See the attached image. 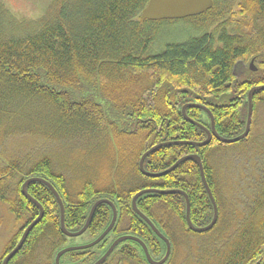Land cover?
<instances>
[{"label":"trees","instance_id":"16d2710c","mask_svg":"<svg viewBox=\"0 0 264 264\" xmlns=\"http://www.w3.org/2000/svg\"><path fill=\"white\" fill-rule=\"evenodd\" d=\"M148 2L50 0L41 17L27 19L0 0V203L20 224L0 264L39 216L38 206L22 194L31 178L56 189L70 232L84 227L99 200L117 208L116 225L100 244L64 255L60 264H95L122 236L139 238L151 258L161 260L165 242L133 209L144 189L182 191L192 223L209 225L214 208L195 161L159 178L141 172V158L155 146L161 147L145 159L147 172H165L198 155L218 206L215 226L195 233L184 195L154 192L137 199L139 211L171 242L165 264H264V90L254 94L247 138L182 144L207 139L205 130L185 119L187 104L206 106L220 136L244 133L248 94L264 86V0H213L207 13L182 19L190 29L186 39L184 34L162 50L161 26L177 20L141 21ZM186 114L211 130L205 110L189 107ZM235 145L249 152L228 160L227 149ZM247 160L254 170L244 192L233 166ZM227 170L230 189L222 177ZM28 193L44 217L9 264H56L71 240L61 229L59 203L40 182ZM112 217L111 207L100 205L85 234L96 240ZM104 264L149 262L139 243L125 241Z\"/></svg>","mask_w":264,"mask_h":264},{"label":"water","instance_id":"95a60500","mask_svg":"<svg viewBox=\"0 0 264 264\" xmlns=\"http://www.w3.org/2000/svg\"><path fill=\"white\" fill-rule=\"evenodd\" d=\"M213 7V0H149L147 6L144 8V10L141 13V21L145 22V21H163V20H182V19H186V18H190V17H196V16H200L202 14L207 13L210 9H212ZM250 67L253 71H256V68H254L253 66V62H251ZM264 90V86H257L254 87L248 94V102H249V107H248V117H247V124H246V129L244 131V133L236 138H232V139H227L224 138L222 136H220L215 128V119L213 117V114L211 113V111L204 105L201 104H187L183 107L182 111H183V115L185 117L186 120L190 121L192 124L197 125L198 127L202 128L203 130H205L206 134H207V139L204 142L201 143H194V142H182V144H190V145H195V146H199V147H203L206 146L208 144H210V142L212 141L213 137H215L219 142L224 143V144H234L237 143L245 138H247L250 134V130H251V125H252V119H253V112H254V105H253V97L254 94L258 91ZM189 107H195V108H201L203 110H205L210 118H211V130L205 128L203 125H201L200 123H197L191 119H189V117L186 114V110ZM181 143V142H179ZM178 144V143H176ZM161 146H155L153 147L151 150H149L148 152H146L144 154V156L141 158L140 161V170L141 172L148 177H152V178H159L162 176L167 175L168 173H170L171 171H173L179 164H181L184 161H188V160H193L197 163V165L199 166L200 169V173H201V178L203 181V184L205 186V189L209 195V198L213 204V208H214V218L212 220V222L207 225L206 227H196L190 218V211H191V207H190V201L188 196L183 193L182 191H178V190H172V191H159V190H154V189H149V190H143L141 192H139L133 199V209L135 210V212L143 218V220H145V222H147L149 224V226L152 228V230L155 232V234L165 242L166 244V253L165 256L159 260V261H155L151 258L149 251L146 247V245L144 244L143 241H141L139 238L137 237H133V236H122L118 239H116L112 245L110 246V248L108 249V251L104 254V256L102 258H100V260H98L95 264H104L108 258L112 255V253L115 251V249L123 242L125 241H135L137 243H139L145 253L146 259L149 262V264H165L171 254V242L168 238H166L163 234H161V232L153 225V223L147 219L137 208V199L140 198L142 195L146 194V193H154V192H158V193H162V194H173V193H179L184 195L185 200H186V216H187V222L189 225V228L191 229V231L195 232V233H205L207 231H209L210 229H212L217 220H218V206L216 203V200L213 196V193L211 191V188L206 180V176H205V172H204V167H203V163L201 158L198 155H190V156H186L181 158L174 166H172L169 170L165 171V172H161V173H150L147 172L144 169V162L145 159L152 153L154 152L156 149H158ZM34 182H40L45 184L54 194V196L56 197L60 209H61V229L63 231V233L70 238H74V237H79L82 236L83 234L86 233V231L88 230L90 223L92 221L93 215L95 213V210L102 204H108L113 212V217L111 220L110 225L108 226V228L93 242L83 245V246H73V247H66L63 250H61L55 259L56 264H60V260L61 258L70 253V252H74V251H82V250H87V249H91L94 248L95 246H97L98 244H100L106 237L107 235L113 230L114 226L116 225L117 222V218H118V211L117 208L114 206V204L108 200H99L98 202H96L94 204V206L91 209L89 218L86 222V224L84 225V227L78 231V232H70L67 230L66 226H65V208L63 205V202L61 200L60 195L58 194V192L56 191V189L53 187V185L47 181H45L44 179L41 178H31L29 180H27L23 186H22V194L31 202H33L35 205L38 206L40 213L39 216L26 228V230L24 231L22 238L20 239L18 245L14 248V250H12L3 260V264H9L10 261L17 255V253L21 250V248L23 247L25 241L27 240L30 232L32 231V229L43 219L44 217V209L42 207V205L37 202L31 195H29L28 193V187L30 184L34 183Z\"/></svg>","mask_w":264,"mask_h":264},{"label":"rangeland","instance_id":"374dc122","mask_svg":"<svg viewBox=\"0 0 264 264\" xmlns=\"http://www.w3.org/2000/svg\"><path fill=\"white\" fill-rule=\"evenodd\" d=\"M49 1L50 0H2L6 7L9 8V10H11L15 15L27 19H38L41 17L45 11L46 4ZM185 21L186 20H177L162 24L159 31V44H161V50L163 49L165 43L180 41L184 34H186L185 39L187 38L190 29L187 27ZM185 39H183V41ZM227 150L229 153L231 152L228 160L231 159L232 154L237 157L238 151L245 153L248 151L247 149L244 150L243 148L238 147V145L231 146ZM249 163H251V160H247L246 165H243L240 162L233 166L234 173L237 175L238 180L240 181L242 178L244 179V182H242L240 185L244 192H247L246 186L249 184L247 183V180L250 178V176L252 177V175L249 174L254 170V168L252 169L251 166L248 165ZM229 172L230 171L227 170L224 176L222 175L228 189H230V184L228 183L229 180L227 178L230 174ZM230 199L232 200V196ZM19 227L20 224L16 222L15 218L8 211V207L0 203V256L3 253L5 245L11 239L13 234L19 229ZM90 239L91 238L87 234L71 238L68 247L83 246L94 241H91ZM68 263L82 264L71 262Z\"/></svg>","mask_w":264,"mask_h":264},{"label":"bare ground","instance_id":"6f19581e","mask_svg":"<svg viewBox=\"0 0 264 264\" xmlns=\"http://www.w3.org/2000/svg\"><path fill=\"white\" fill-rule=\"evenodd\" d=\"M253 89V88H252ZM162 144V143H161ZM165 144V143H164ZM157 151V150H156ZM177 168V167H176ZM145 190V189H144ZM163 195V194H162ZM157 228V227H156ZM172 250V249H171Z\"/></svg>","mask_w":264,"mask_h":264}]
</instances>
